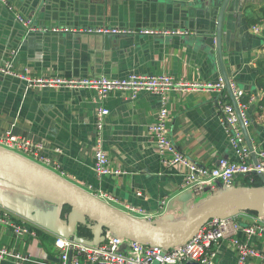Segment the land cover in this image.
Masks as SVG:
<instances>
[{"label":"crops","instance_id":"obj_1","mask_svg":"<svg viewBox=\"0 0 264 264\" xmlns=\"http://www.w3.org/2000/svg\"><path fill=\"white\" fill-rule=\"evenodd\" d=\"M9 1L31 17L38 30L28 31L16 12L0 0V64L12 60L14 71H28L32 78H124L166 73L187 82H214L222 77L213 41L218 8L188 11L169 0ZM255 24H260V32L253 30ZM95 26L169 28L185 34L82 31ZM223 32L225 70L248 98V133L252 148L258 152L264 150V126L259 119L264 92L257 84L264 74V0H231ZM227 96L232 102L228 91ZM216 97L213 91H170L165 96L174 144L205 167H215L223 157L238 159L221 123ZM99 106L109 109L103 129L105 151L111 165L126 170L125 174H95L93 148ZM161 106L162 97L148 91L133 98L129 91L119 89L102 96L94 89L29 87L27 81L0 71V134L12 131L30 143L41 144L38 152L48 161L39 164L126 215L151 219L161 227H177L197 205L225 188L217 181L202 192H194L184 186L182 166L162 164L149 132ZM245 143L249 147L246 139ZM18 153L37 162L33 151ZM244 177L236 178V188L248 187ZM131 207H142L147 216ZM1 211L31 232L16 235L0 222V245L31 260L59 261L56 235L73 236L91 245L99 242L94 221L80 220L70 205L7 173H0ZM232 217L238 222L235 231L214 246L217 264H239L234 238L264 255V232L245 231L256 223L264 225V211H241ZM2 264L18 263L6 258ZM244 264H264V259L249 257Z\"/></svg>","mask_w":264,"mask_h":264},{"label":"built area","instance_id":"obj_2","mask_svg":"<svg viewBox=\"0 0 264 264\" xmlns=\"http://www.w3.org/2000/svg\"><path fill=\"white\" fill-rule=\"evenodd\" d=\"M11 11L16 12V18L28 31L38 30L37 26L29 16L23 15L16 10L9 0H2ZM255 32L261 31L260 24L252 26ZM54 28L53 30H58ZM82 30V29H81ZM82 31L96 34H133L140 32L149 35H173L185 34L180 29L169 28H141L138 30L95 26L86 27ZM0 71L4 74L17 77L27 81L29 87H48L69 90L94 89L102 96L108 91L119 89L127 90L135 98L140 92L148 91L162 97V106L157 114V119L149 126V132L153 135L161 162L165 167L182 166L184 168V186L194 192H202L213 182L219 181L225 187L234 185L237 177L242 175L257 174L264 176V150L255 151L257 162L252 158V151L245 143V135L240 123L248 129L250 120L247 115L248 103L242 99L244 92L237 88L231 81V88L234 99L237 102L239 113L234 104L228 100L227 89L224 79L211 81L187 82L177 79L172 75L163 73L159 75L132 74L128 77L117 78L108 76L99 77H48L32 78L25 73H18L13 70L12 60L3 61L0 64ZM170 91H213L216 93V105L221 116V123L229 133L230 142L237 154L238 159L220 158L215 167H205L192 160L185 153L180 151L174 144L169 130V117L166 107V94ZM227 97V98H226ZM253 97L252 100H254ZM109 114V109L99 106L96 112V137L93 148L94 171L96 176L122 175L127 171L115 168L111 165L109 157L104 148L103 129L105 117ZM259 119L264 126V106H260ZM0 146L8 150L33 151L37 162H47L48 158L41 155L38 150L42 148L39 143L33 144L24 140L18 135L7 131L0 134ZM141 196L142 192H137ZM107 198L115 200L112 195ZM140 215L147 216V212L142 207H131ZM148 219V217H145ZM151 220V219H148ZM0 222L12 228L16 235L30 233V229L25 224L14 221L6 211L0 212ZM237 220L235 217H215L206 222L195 236L187 243L171 248L158 245H149L137 240L127 239L109 230H106L97 244H86L74 238L63 235H56L55 244L60 248V260L57 262L31 260L29 256L16 252L5 245H0V264L6 258L13 259L18 264H184L186 261H196L200 264H217V252L214 246L221 240L231 235L235 231ZM247 234L263 233L264 225L254 224L245 229ZM234 245L239 254V264L249 257H262L264 255L252 248L247 242L234 238Z\"/></svg>","mask_w":264,"mask_h":264},{"label":"water","instance_id":"obj_3","mask_svg":"<svg viewBox=\"0 0 264 264\" xmlns=\"http://www.w3.org/2000/svg\"><path fill=\"white\" fill-rule=\"evenodd\" d=\"M188 11L203 10L205 12L218 8L214 29L213 41L216 47L217 59L225 81L226 89L230 94L236 111L239 108L233 96L231 80L228 77L223 57V31L227 7L231 0H169ZM245 139L252 151V158L257 162V155L252 148L248 129L240 118ZM0 173L13 175L23 181L31 183L47 194L52 195L70 205L78 213V218L89 219L95 222L94 230L98 238L109 230L127 239L137 240L149 245H158L171 248L187 243L201 227L215 217H232L235 213L247 210L264 211V185L248 186L242 189L235 185L225 187L224 192L197 205L177 227H161L152 222L137 220L111 207L85 190L80 189L56 173L45 168L32 159L0 146ZM264 181V176H261ZM74 238L73 236L63 235ZM75 239V238H74ZM77 240V239H76ZM78 241V240H77ZM87 244V243H86ZM152 264H158L155 261ZM184 264H200L196 261H186Z\"/></svg>","mask_w":264,"mask_h":264},{"label":"trees","instance_id":"obj_4","mask_svg":"<svg viewBox=\"0 0 264 264\" xmlns=\"http://www.w3.org/2000/svg\"><path fill=\"white\" fill-rule=\"evenodd\" d=\"M257 84H258L259 88L264 92V74L259 76ZM242 100L244 102H246L248 100V98L243 97ZM261 104H262V106H264V95H263V98L261 99ZM246 176L247 177H244L242 179V181H244L248 186H263L264 185V183H263V181L259 175L252 174V175H246Z\"/></svg>","mask_w":264,"mask_h":264}]
</instances>
